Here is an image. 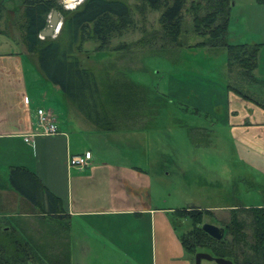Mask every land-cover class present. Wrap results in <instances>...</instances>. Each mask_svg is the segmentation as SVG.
Masks as SVG:
<instances>
[{
    "label": "crops",
    "instance_id": "obj_1",
    "mask_svg": "<svg viewBox=\"0 0 264 264\" xmlns=\"http://www.w3.org/2000/svg\"><path fill=\"white\" fill-rule=\"evenodd\" d=\"M231 1L228 39L234 44H260L253 88L264 100V2ZM0 7V234L13 230L31 249L44 250L26 264H48L46 258L56 261L65 255H69L67 264H196L195 256L181 242L191 222L183 230L187 218L177 217L172 206L153 204L152 168L132 162V129H95L69 103L61 87L44 75L38 59L27 52L15 25L23 0L17 5L0 0ZM227 69L225 127L242 145L254 150L263 174L264 108L231 88L237 74L230 72L228 64ZM38 107L57 121L58 134H38ZM72 155H87L90 166H70ZM13 167L34 172L60 199L65 217L42 212L15 189L10 180ZM206 184L219 189L212 196L224 198V202L187 206L215 214L231 213L238 205L264 206V186L260 184L263 202L255 205L233 203L242 198L236 188L221 190L217 183Z\"/></svg>",
    "mask_w": 264,
    "mask_h": 264
},
{
    "label": "trees",
    "instance_id": "obj_2",
    "mask_svg": "<svg viewBox=\"0 0 264 264\" xmlns=\"http://www.w3.org/2000/svg\"><path fill=\"white\" fill-rule=\"evenodd\" d=\"M139 2L141 10L161 11L160 28L135 41L134 45L144 47V54L192 46L225 48L228 68L231 73L237 74V84L231 85V88L264 108V100L253 88L257 82L255 70L259 64L260 44H234L229 41L231 0ZM55 9L63 17L60 34L55 38H41V31L48 26L49 17ZM187 14L192 17L191 30L187 28ZM134 24L131 7L125 0H84L73 10L64 8L60 0H23V11L15 21L27 52L38 59L44 75L61 87L69 103L99 131L146 129L169 100L158 90L153 88L155 93L152 88L130 79L100 81L96 70L86 66L81 58L80 53L84 52L81 50L87 40H94L103 47L113 36ZM192 34L204 39L192 43ZM124 52L136 54L139 51ZM10 180L14 188L40 207L42 212L65 217L60 199L44 186L34 172L13 167ZM175 214L191 222L192 227L181 235V242L192 256L198 251H208L214 256L231 259L234 264H264V206L238 205L233 209L230 221L222 224L225 227L222 240L214 239L202 229L205 214L212 215V211L186 206L176 209ZM30 247V243L19 233L13 230L2 232L0 264H26L29 259L45 253L42 248ZM60 259L46 258L48 264H67L69 255Z\"/></svg>",
    "mask_w": 264,
    "mask_h": 264
},
{
    "label": "rangeland",
    "instance_id": "obj_3",
    "mask_svg": "<svg viewBox=\"0 0 264 264\" xmlns=\"http://www.w3.org/2000/svg\"><path fill=\"white\" fill-rule=\"evenodd\" d=\"M125 1L131 7L134 26L113 36L103 47L87 40L80 55L86 66L96 70L100 81L130 79L154 92L158 90L169 99L148 129L132 130V162L152 168L153 204L178 209L224 202L219 196L213 198L214 190L219 189L209 187L207 182L217 183L221 190L236 188L242 198L233 203L263 202L259 184L264 186V173L257 165L260 160L253 149L242 145L225 127L229 91L227 50L181 47L144 54V47L134 45L135 41L160 28L161 11L141 10L139 0ZM12 2L17 5L20 0ZM191 18L187 14L189 30ZM0 27H3L1 21ZM190 38L192 43L204 39L193 34ZM124 51H139V54ZM230 218V211L224 210L205 214L202 223L223 226ZM189 225V219L183 222V230ZM202 264L219 263L204 259Z\"/></svg>",
    "mask_w": 264,
    "mask_h": 264
},
{
    "label": "water",
    "instance_id": "obj_4",
    "mask_svg": "<svg viewBox=\"0 0 264 264\" xmlns=\"http://www.w3.org/2000/svg\"><path fill=\"white\" fill-rule=\"evenodd\" d=\"M62 25L63 20L61 19L60 12L57 9L53 10L49 17L48 26L41 31V38L56 37L61 31ZM202 229L216 240H222L225 235V227L214 223L205 222L202 224ZM203 259L215 260L219 264H234V261L231 259L214 256L210 252L206 251H198L195 254V263L201 264Z\"/></svg>",
    "mask_w": 264,
    "mask_h": 264
},
{
    "label": "built area",
    "instance_id": "obj_5",
    "mask_svg": "<svg viewBox=\"0 0 264 264\" xmlns=\"http://www.w3.org/2000/svg\"><path fill=\"white\" fill-rule=\"evenodd\" d=\"M84 0H60L64 8L73 10L77 8ZM37 113V126L38 134L55 135L60 132L57 121L52 118L43 107H38ZM69 164L72 167L85 169L90 166V158L87 155H72L69 159Z\"/></svg>",
    "mask_w": 264,
    "mask_h": 264
}]
</instances>
